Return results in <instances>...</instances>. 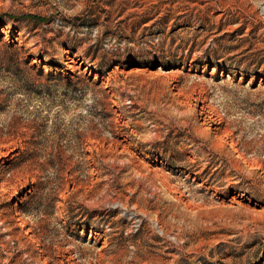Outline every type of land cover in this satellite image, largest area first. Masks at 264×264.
<instances>
[{"label": "rangeland", "instance_id": "rangeland-1", "mask_svg": "<svg viewBox=\"0 0 264 264\" xmlns=\"http://www.w3.org/2000/svg\"><path fill=\"white\" fill-rule=\"evenodd\" d=\"M0 38V264H264V0H0Z\"/></svg>", "mask_w": 264, "mask_h": 264}, {"label": "trees", "instance_id": "trees-1", "mask_svg": "<svg viewBox=\"0 0 264 264\" xmlns=\"http://www.w3.org/2000/svg\"><path fill=\"white\" fill-rule=\"evenodd\" d=\"M1 41V38H0ZM20 50L14 44V41L11 42H0V71H10L12 76L17 78L22 76L23 71L27 70V67H34V64L30 63L29 55L22 57L20 56ZM40 72L41 69H39Z\"/></svg>", "mask_w": 264, "mask_h": 264}]
</instances>
